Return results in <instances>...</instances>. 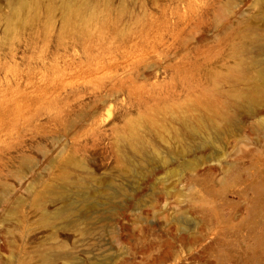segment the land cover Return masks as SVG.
<instances>
[{"label":"rangeland","instance_id":"1","mask_svg":"<svg viewBox=\"0 0 264 264\" xmlns=\"http://www.w3.org/2000/svg\"><path fill=\"white\" fill-rule=\"evenodd\" d=\"M0 264H264V0H0Z\"/></svg>","mask_w":264,"mask_h":264},{"label":"bare ground","instance_id":"2","mask_svg":"<svg viewBox=\"0 0 264 264\" xmlns=\"http://www.w3.org/2000/svg\"><path fill=\"white\" fill-rule=\"evenodd\" d=\"M2 245V241H1V239H0V246Z\"/></svg>","mask_w":264,"mask_h":264}]
</instances>
